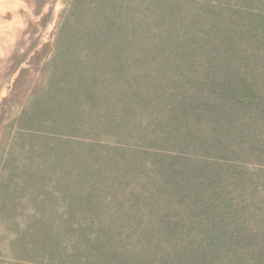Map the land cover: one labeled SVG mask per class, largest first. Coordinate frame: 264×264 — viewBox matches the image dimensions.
<instances>
[{
  "label": "trees",
  "instance_id": "1",
  "mask_svg": "<svg viewBox=\"0 0 264 264\" xmlns=\"http://www.w3.org/2000/svg\"><path fill=\"white\" fill-rule=\"evenodd\" d=\"M53 47L0 171V264H264V13L73 0Z\"/></svg>",
  "mask_w": 264,
  "mask_h": 264
},
{
  "label": "rangeland",
  "instance_id": "2",
  "mask_svg": "<svg viewBox=\"0 0 264 264\" xmlns=\"http://www.w3.org/2000/svg\"><path fill=\"white\" fill-rule=\"evenodd\" d=\"M72 1L10 0L0 4V171L11 142L21 128V115L34 92L43 84L44 65L53 53L55 37ZM191 1L200 3L202 0ZM210 1L223 12L264 13V0ZM75 180L70 182L73 191ZM102 195L106 205H113L118 193L108 189ZM124 195H119V201L125 198ZM148 213L143 209L138 217Z\"/></svg>",
  "mask_w": 264,
  "mask_h": 264
},
{
  "label": "bare ground",
  "instance_id": "3",
  "mask_svg": "<svg viewBox=\"0 0 264 264\" xmlns=\"http://www.w3.org/2000/svg\"><path fill=\"white\" fill-rule=\"evenodd\" d=\"M6 1H10V0H0V4H2L3 2H5L6 3ZM14 6V5H13ZM3 29L5 28L4 26L2 27ZM9 28V27H8ZM2 29V30H3ZM6 29H7V27H6ZM3 31H5V29L3 30Z\"/></svg>",
  "mask_w": 264,
  "mask_h": 264
}]
</instances>
